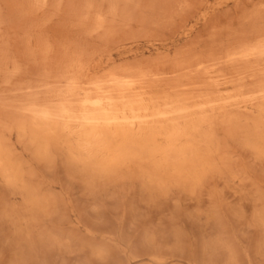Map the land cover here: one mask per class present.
Segmentation results:
<instances>
[{"label":"rangeland","instance_id":"374dc122","mask_svg":"<svg viewBox=\"0 0 264 264\" xmlns=\"http://www.w3.org/2000/svg\"><path fill=\"white\" fill-rule=\"evenodd\" d=\"M0 165V264H264V0H0Z\"/></svg>","mask_w":264,"mask_h":264},{"label":"bare ground","instance_id":"6f19581e","mask_svg":"<svg viewBox=\"0 0 264 264\" xmlns=\"http://www.w3.org/2000/svg\"><path fill=\"white\" fill-rule=\"evenodd\" d=\"M70 90L72 91V89ZM77 95L71 92H68L67 96L73 97L75 99V97H78ZM87 97H90V96H87ZM97 98H99V96ZM95 99L94 101H92L91 99L85 98L80 101L81 105L83 106L90 105V107L92 108V111L89 110L90 112H87L84 110V112L81 113L80 115L76 114V112L74 111L76 109H74L70 105V103L69 104L62 103L59 105L58 108L56 107L53 109L49 108L48 106L43 107L42 105L38 107L36 106V108L32 106L31 107L28 106L27 110L38 122L42 123L49 131L59 130L60 132L66 134L67 136L74 137V139L79 143V145L84 150H86L89 156H90V151H91L90 149L92 148V140L95 139L96 136H101L102 134H104L103 133L104 130H109L111 128L123 130V128L126 127L129 129L128 131H132L134 129H137L139 131L141 130L142 126L147 122L148 115H146L145 113L138 112L139 113L138 114L134 110L132 111V110L127 109L128 108V104L126 103L127 100L123 101V99H120L117 101L111 98L110 96L102 98L103 100H100V99L95 100ZM118 103L119 105L120 104L122 105V109L120 110H118L119 108L117 109ZM139 109H142V107H140ZM151 115H153V113H151ZM87 129H90L89 133L87 132L88 131ZM175 132L177 131L175 130ZM7 172L8 171H6V168H5L4 171L2 172V175L5 179L10 180L11 179L9 178L10 174L8 175Z\"/></svg>","mask_w":264,"mask_h":264}]
</instances>
